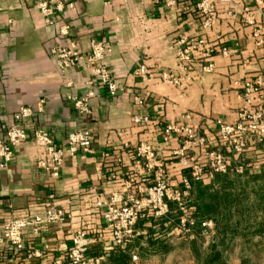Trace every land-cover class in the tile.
Listing matches in <instances>:
<instances>
[{"label":"crops","instance_id":"0c3cea01","mask_svg":"<svg viewBox=\"0 0 264 264\" xmlns=\"http://www.w3.org/2000/svg\"><path fill=\"white\" fill-rule=\"evenodd\" d=\"M39 1L0 0V138L6 136L21 106L33 109L26 123L30 137L16 147L6 167L0 166V230L4 222L42 212L52 204L68 218L63 224L43 225L38 233L26 230L19 251L0 243V264H54L79 229L94 238L92 248L106 258L119 248L129 253L153 248L169 251L175 230L167 226L172 225L169 218L163 223L142 217L133 240L124 247L114 245L104 227L105 207L97 205L99 197L138 191L141 175L133 168V150L141 142L155 147L170 184L182 189L188 173L173 156L182 139L176 136L163 142L164 126L186 122L210 146H218L216 120L238 121L245 103V80L259 81L250 108L264 114V46L256 42L264 34V0H214L209 27L204 26L206 18L197 0H60L64 9L51 24L37 8ZM245 7L254 17L252 24L246 21ZM63 23L70 25L66 36L58 34ZM181 36L203 38L204 45L189 65L192 78L177 86L165 83L162 72L182 73L176 55ZM93 39L111 45L105 64L121 90L112 97L105 88L96 87L90 100L92 113L84 115L66 94L89 91V71L86 67L60 70L50 50L73 40L87 52ZM224 47L230 50L228 55L221 53ZM208 62L214 69L203 72ZM139 64L147 66L148 76L135 74ZM136 96L143 104L135 103ZM40 100H44L41 106ZM136 114L150 121L137 124L133 121ZM37 128L47 130L58 145L65 144L72 131L89 130L92 150L68 155L55 178L36 164L39 149L32 133ZM189 153L198 156L199 148ZM241 156L245 168H258L264 162V139L251 141Z\"/></svg>","mask_w":264,"mask_h":264},{"label":"built area","instance_id":"2783aa9c","mask_svg":"<svg viewBox=\"0 0 264 264\" xmlns=\"http://www.w3.org/2000/svg\"><path fill=\"white\" fill-rule=\"evenodd\" d=\"M47 23H55L64 4L60 0H41L36 4ZM197 8L204 14V26H211L214 12V0H197ZM246 21L254 23V17L248 7L244 8ZM264 20V15H263ZM70 25L63 23L58 28V34L68 35ZM257 44L264 46V34H259ZM176 55L179 62L180 74L162 72V80L172 85H183L189 81V65L194 54L199 52L204 45L203 38L189 39L181 36L177 41ZM112 47L104 40L93 39L87 52L82 51L77 43L69 40L68 44L53 47L50 50L51 58L59 69L68 71L74 68L86 67L90 78L88 84L91 89L82 95L67 92L66 99L74 103L75 108L84 115L92 113L90 100L95 96V88H105L110 96L116 97L121 90L116 78L105 64L106 57L111 53ZM223 55H228L230 50L221 49ZM205 55H209L204 53ZM214 69L212 62L202 66L203 72H211ZM148 68L145 64H139L135 74L148 76ZM72 83L68 82L70 87ZM244 106L240 117L235 123H227L217 119L219 145L210 146L205 136L186 122L168 123L163 128V142L168 143L174 137L182 139V146L173 151L180 164L187 170V175L182 179L183 188L173 187L169 181V172L163 163L157 159L155 147L147 142L139 143L133 152L134 170L141 175V185L136 192L117 191L106 196L100 195L98 207H105L102 218L105 221V229L110 234L114 245L124 247L129 244L137 234L136 225L140 218L149 216L153 220L170 218L173 214L175 231L181 235H191L196 224V209L191 202V181H204L215 177L216 174L229 171H243L245 165L241 163V155L256 139L261 142L264 139V114L261 111H252V95L259 89V81L245 80ZM44 100H40L39 106ZM135 103L143 104V99L135 97ZM33 109L29 106H21L14 114L6 136L0 138V166L6 167L12 160L15 149L30 137L26 129V123L31 117ZM186 119L189 115L185 116ZM133 121L144 124L150 121L148 116L136 114ZM120 135L123 131L119 132ZM32 139L39 149L36 164L39 168L49 172L53 177H58L64 166L66 157L86 155L92 150L93 139L89 130H76L70 132L65 144L58 145L50 133L42 128H37L32 133ZM193 148H199L198 156L190 155ZM175 205V209L172 205ZM67 213L56 204L50 205L42 212L31 213L25 216L12 218L4 222L0 230V243H6L12 250H21L24 244V234L31 229L38 233L43 225L63 224L67 221ZM94 238L84 229L76 231L71 238V244L66 245L64 253L54 260V264H101L104 255H90ZM33 254H29L32 257ZM137 256L133 255V259Z\"/></svg>","mask_w":264,"mask_h":264},{"label":"rangeland","instance_id":"374dc122","mask_svg":"<svg viewBox=\"0 0 264 264\" xmlns=\"http://www.w3.org/2000/svg\"><path fill=\"white\" fill-rule=\"evenodd\" d=\"M257 167L232 170L226 190L215 177L201 181L211 193L199 203L205 207L202 212L197 210L198 198L190 196L196 209L191 235L174 230L169 251L129 253L130 264H264V162ZM174 218L168 219L170 229L176 226ZM101 264L111 263L104 257Z\"/></svg>","mask_w":264,"mask_h":264},{"label":"trees","instance_id":"16d2710c","mask_svg":"<svg viewBox=\"0 0 264 264\" xmlns=\"http://www.w3.org/2000/svg\"><path fill=\"white\" fill-rule=\"evenodd\" d=\"M230 172L227 173H221V174H216L215 175V179L217 181H219L220 184H222V188L223 190H226L225 188V182L228 181V174ZM192 184V188H191V194L193 193V195H195L196 199L198 200L197 202V210L199 212H202L201 210L205 207H203L202 204H199L201 202V200L204 198V196L210 195L211 192H209V187L206 185H203L201 181H195L192 180L191 181ZM225 192V191H224ZM209 193V194H208ZM227 195L229 194L228 192H226ZM224 194V193H223ZM222 194V195H223ZM173 206V205H172ZM173 208H175V205L173 206ZM172 217H177V215H174ZM163 223L167 220V218L162 219ZM90 255H100L97 253V251L95 249H91V252L89 253ZM107 261L111 264H130V254L127 250H123V249H116L113 250V252L107 257Z\"/></svg>","mask_w":264,"mask_h":264}]
</instances>
